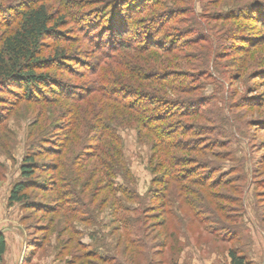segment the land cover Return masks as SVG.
Listing matches in <instances>:
<instances>
[{
	"label": "trees",
	"instance_id": "16d2710c",
	"mask_svg": "<svg viewBox=\"0 0 264 264\" xmlns=\"http://www.w3.org/2000/svg\"><path fill=\"white\" fill-rule=\"evenodd\" d=\"M178 1L185 3L184 12L191 18L181 21L186 26L173 34H161L162 40H156L152 25L169 24V15L176 11L170 0H142V4L137 0H6L0 4V87L21 90L25 102L54 106L41 125L44 130L30 132L29 139L53 130L49 123L55 120L62 123L51 146L23 161L21 178L7 199L8 206L18 203L42 212L44 205L31 200L27 191L48 192L52 216L41 232L56 220V225H64L63 231L71 228V222L91 224L95 211L98 226L108 210L107 236L114 243L109 252L120 251L125 264H140L142 249L162 245L155 241L166 239V198L152 196L160 202L161 212L155 213L146 204L150 196L138 194L119 128L135 129L139 141L151 144L149 172L156 175L152 183L164 187L172 183L180 193L191 194L195 192L185 183L201 189L220 185L210 177L195 176L218 171L211 156H229L214 152L225 147L223 142L202 139L213 132L206 124L212 119L202 110L207 102L199 96H181L197 91L192 73L207 70L210 56L216 66L219 59L240 54L234 74L239 82L264 77V0H208L201 12L193 11L186 0ZM208 6L215 10L208 12ZM136 18L140 25L131 22ZM224 43L229 48L221 52ZM190 46L196 48L195 56L188 54ZM248 58L252 67H246ZM63 76L83 83L66 82ZM173 117L200 118L207 126L175 125L169 122ZM254 125L264 129V120ZM39 155L50 160L40 164L35 160ZM250 162L252 173L264 175V153ZM239 169L243 172L241 165ZM36 171L48 174V185L33 180ZM5 248L0 235V260ZM89 257V252L80 255V264H91ZM115 257L97 250V264H117ZM228 257L230 264H251L236 248L228 250Z\"/></svg>",
	"mask_w": 264,
	"mask_h": 264
},
{
	"label": "rangeland",
	"instance_id": "374dc122",
	"mask_svg": "<svg viewBox=\"0 0 264 264\" xmlns=\"http://www.w3.org/2000/svg\"><path fill=\"white\" fill-rule=\"evenodd\" d=\"M137 1L142 4V0ZM207 1L186 0L196 12H201V6H206ZM5 2L0 0V4ZM180 2L170 0L176 11L169 15L172 18L169 24L163 27V22L152 25L153 34H158L156 40H160L163 33L173 34L174 29L186 26L180 22H187L191 14L184 12L185 3ZM205 8L208 12L215 10L212 6ZM138 20L132 19L131 22L140 25ZM131 34L138 37L135 32ZM228 48V43H224L219 50L224 52ZM187 51L191 56L197 54L194 46H190ZM240 56L219 59L216 66H212L210 56L207 70L200 68L197 71L201 74L196 71L192 73L197 91L191 96H181L205 99L207 104L202 110L212 119L211 123L206 124H210L213 132L202 139L223 142L225 147L214 149V152L229 154L223 158L211 156L216 162L217 167L213 168H218L217 172L210 170L195 175L205 176L204 180L210 177V180L219 181L218 187L201 189L185 183L187 189L195 192L191 194L184 191L180 193L172 183L166 187L152 183L156 175L149 172L151 144L144 139L139 141L135 129L117 130L122 140L124 157L137 180L138 194L150 196L146 204L152 206L155 213L161 212V209L159 200L152 198L154 194L157 197L164 195L167 202L164 208L168 218L163 227L166 239L155 241L162 244L156 250L142 249V257L138 260L140 264H230V248H236L239 255L247 257L251 264H264V175L254 174L250 170L251 158L258 159L264 153V129L254 125L264 120V77L242 78L241 82L235 79ZM246 64V67L253 66L250 58ZM207 74L209 77H206ZM63 79L72 84L83 83L69 76H63ZM21 96L22 91L17 88L0 87V235L6 247L0 264H80L79 256L86 252L90 254L87 261L97 264V250L103 256H116L117 264H125L124 258L119 255L120 251L114 255L109 252L114 243L107 236L111 220L108 210L100 216L98 226L95 211L96 218L91 224L71 222V228L63 231L64 225H56V220L48 231L41 232L39 229L46 228L52 216L48 192L36 188L27 191L31 200L44 205L42 212L18 203L7 205L12 186L21 178L23 161L32 152L42 153L43 146H51L58 136L56 128L62 124L55 120L49 123L53 125V130L43 131L37 139H29L30 132L39 127L44 130L45 116L51 117L54 106L31 104L22 100ZM166 96L177 97L171 93ZM169 122L175 125L192 123L196 128V125H206L200 118L173 117ZM35 160L43 164L50 159L47 155H39ZM240 165L243 172L239 169ZM32 178L43 185L50 182L48 174L41 171H36ZM240 178L245 181L239 182ZM150 222H153L152 219Z\"/></svg>",
	"mask_w": 264,
	"mask_h": 264
}]
</instances>
